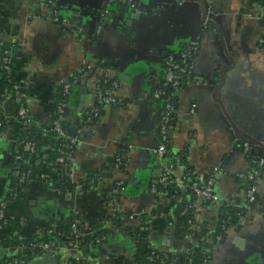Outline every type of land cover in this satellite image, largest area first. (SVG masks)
Instances as JSON below:
<instances>
[{
    "label": "crops",
    "instance_id": "1",
    "mask_svg": "<svg viewBox=\"0 0 264 264\" xmlns=\"http://www.w3.org/2000/svg\"><path fill=\"white\" fill-rule=\"evenodd\" d=\"M43 1L0 0V39L12 46L9 69H0V82L8 76L27 83L28 94L15 92L14 97L30 119L47 125L55 83L69 81L84 63H96L117 80L118 103L103 107L72 149L65 172L60 173L69 200L45 187L46 167L39 161L25 185L14 191L9 214L24 221L26 232L64 224L67 210L91 223L102 222L113 214L110 190L115 180H121L119 212L144 211L146 216L136 217V232L118 233L104 243L76 250L45 252L26 264H67L66 258L82 264H131L138 250L137 235L143 236L146 247L175 260L188 245L187 227L177 207L189 195L171 196L169 188L155 206L150 191L168 161L152 152L160 139L163 101L153 92L163 87V58L175 53L186 66L185 84L176 94L167 132L172 157L178 161L184 157L200 179L218 169L215 190L220 200L241 201L235 177L248 164L234 139L264 141V50L255 46V39L264 35V19L245 16L259 14V0H131L140 17H132L127 5H114L100 30L97 20L105 0H55L61 17L74 16L66 25L53 19L54 9L39 7ZM204 6L212 11L210 27L203 25ZM196 37L198 49L184 62L180 52ZM3 60L0 50V65ZM8 96L0 85V100ZM93 103L94 84L81 82L74 104L62 117V128L73 135ZM21 132L13 125L7 131L9 140L0 141V199L17 171L11 166L13 141ZM256 152L264 154L261 148ZM118 161L123 165L115 170ZM176 166L175 173L181 175L182 167ZM256 196L258 207L242 214L239 225L229 229L213 248L210 264H264V178L257 182ZM221 206L199 203V227L216 225ZM12 233L0 241V262L17 253ZM201 238H207L206 232Z\"/></svg>",
    "mask_w": 264,
    "mask_h": 264
},
{
    "label": "built area",
    "instance_id": "2",
    "mask_svg": "<svg viewBox=\"0 0 264 264\" xmlns=\"http://www.w3.org/2000/svg\"><path fill=\"white\" fill-rule=\"evenodd\" d=\"M55 0H44L40 3L39 7L41 6H49L50 8L54 9V17L53 19L60 23L65 24L66 18H59L57 11L55 10ZM114 5H127L131 8L134 7V3L131 0H105L104 1V8L100 13V16L97 20V30H100L102 26L105 24L107 20V15L109 10ZM258 15H253L251 13H246L245 16L252 19H264V0L263 3L260 1L257 6ZM138 11V10H137ZM263 14V16H262ZM214 21L212 11L209 7L204 6L203 8V25L210 27L211 23ZM199 38H194L190 40L189 43L182 48L180 52V57L184 58V62L189 60L193 54L198 49ZM255 46L257 49L264 50V35L259 36L255 39ZM0 50L4 55V60L0 65L1 71L7 72L9 69L10 63V51L12 50V46L5 44L3 40L0 39ZM175 53H168L163 58V68H164V75H163V83L162 88H158L153 92V96L155 98L161 99L163 101V106L160 111V119H159V143L156 147L152 149V152L156 155L158 159H168L167 164H164L162 170L160 172V176L157 182L150 188L151 193L155 197V201L153 205L157 206V204L161 203L165 196L168 193V188H173L177 190H183L186 186L192 191L193 195L195 196V200L191 204L193 210L191 211V216L186 220L187 223V239L188 245L184 252V254H188L191 252L193 245H197L199 240L195 236V232L198 230L199 224L196 221L197 211L199 210V203L202 201H207L209 203H221L225 207L233 208L234 210L244 214L245 212L252 210L258 204V198L256 196V185L257 182L260 180V171L264 169V154H260L256 152V149H263L264 150V141H257L251 142L245 139H234V143L239 145L241 152L243 155H250L253 158L252 163H254L257 167V170L253 169L252 167L247 166V168L236 175V179L240 182V193L242 195L241 201H237L235 199H226L225 201H221L219 195L215 190V175L218 169H214L212 172L209 173L206 179H200L196 177L192 172L186 171L187 163L182 164L172 157V153L169 151L168 148V127L171 120L174 117V110H175V101H176V94L181 89L180 83L181 80L185 77L186 73V66L180 63L176 59ZM186 78V77H185ZM77 82H92L94 84V103L91 108L88 109L83 118L80 120L76 129H74V134H68L65 129L62 128V117L68 108V105L63 101L55 102V92L56 88L62 85L63 93L67 94L69 92V87L71 84H75ZM27 83H25L24 87H27ZM16 93H20L19 85L13 86ZM118 88L117 80L110 77L106 69L96 63H84L78 69V71L70 77V80L66 83H55L52 88V98L50 102V121L48 123L47 128H43V132L53 134L48 139L47 145L44 146V149H57L63 156H60L55 159L58 163H64L65 166L68 165L69 161L71 160L72 149L74 146L80 141L81 136L84 132V129L93 122L94 118L98 116L101 109L107 105L117 104L118 97L116 96L115 91ZM4 111V101L3 99L0 100V113ZM18 116L23 119L24 123L20 126L22 131L27 128L29 123L31 122L30 117H27L25 108L21 107L18 111ZM1 125V122H0ZM7 141L9 140L7 131L0 130V141ZM11 142V140H10ZM27 151L32 155L36 154L35 150V143L25 141L22 136L18 139L13 141V159L18 161L21 165L23 164L24 167H27L26 170L23 171H16L15 176L19 177L20 182H24L28 179L32 172V168L35 164L39 161H43L44 166L46 167V173L43 174V182L46 188L61 194L63 199L69 200V193L66 187L64 189L61 188H54L52 187L51 183L46 180L49 174H54L56 177L60 178V173H56L55 168L51 169L49 166L48 161L46 160V156L40 155L39 159L32 165L29 160L24 159L22 152ZM182 167V174L177 175L176 172V165ZM123 164L121 162H117L114 165V169L118 170ZM189 166V165H188ZM194 175V176H193ZM238 185V184H237ZM122 190V181L115 180L113 186L110 190V198L109 203L113 207V214L116 212L119 213V220H121V225L124 226L128 219L135 218L138 214H145L144 211H138V213L132 212L129 214H121L119 212V194ZM10 191V189L5 188L3 197L1 198L0 203V232L9 230L12 231V237H17L20 235L21 231L25 233H21L25 235L27 238H36L38 235L41 234L40 229H36L31 232H26L25 227L26 224L23 223V228L20 230H14L13 227L8 224V218L14 219L12 215L8 214L6 211V206L12 201L13 195L9 198H5V192ZM74 219L71 224V234L72 237L69 239L61 238L55 230L49 229L47 233L51 235V239L48 242L43 241H35L31 248H27L25 245H16L17 253L26 257V259H17L11 258L6 261L0 262V264H26L28 261V257H34L36 255H40L45 252H56V251H70L76 250L80 246L79 238L82 236L91 235L93 230L91 228V222L86 219H83L75 210L71 211ZM184 212H181L184 215ZM116 215V214H115ZM241 219V218H240ZM240 219L235 226H229L224 228L222 233L215 237H211L209 235L210 232H213L215 229V225H205V230L207 234V238L204 239V242L210 243L211 247L207 249V257L203 260L202 264H210L214 255L213 248L217 247L224 239L225 235L229 231L230 228H236L239 223ZM112 222L110 219H105L102 222L103 227H110L113 233L116 235L121 231L122 227L111 226ZM12 228V229H11ZM134 237V236H133ZM135 242L137 245V239L139 236H135ZM105 239L104 237L96 238L94 241L99 243L101 240ZM4 240V239H2ZM1 241V239H0ZM147 251H150L151 254L155 253V249L151 247H146ZM16 253V254H17ZM138 254V250L134 255ZM135 257H133L134 259ZM69 259H74V264H82V260L76 258H66L65 262L69 264ZM148 260H151L150 257ZM131 264H143V263H136L132 260ZM147 264V263H146ZM165 264H177L175 260H170Z\"/></svg>",
    "mask_w": 264,
    "mask_h": 264
},
{
    "label": "trees",
    "instance_id": "3",
    "mask_svg": "<svg viewBox=\"0 0 264 264\" xmlns=\"http://www.w3.org/2000/svg\"><path fill=\"white\" fill-rule=\"evenodd\" d=\"M263 3V0H259V2ZM185 84V77L183 80H181L180 87L182 88ZM1 88L4 92H6L7 95H9L7 98L3 99L4 101V111L3 113H0V130L1 131H8L10 127H13V125H19L21 126L24 123V118L21 119L18 116V111L21 107L25 108V106L17 101L14 97L15 89L14 85H19V90L18 92L22 94H28L29 92V85L27 87L25 86L24 82H16L14 81L11 77L4 76L2 78V81L0 82ZM81 85V82H77L75 84H71L69 87V92L67 94L63 93L62 91V85L58 86L56 88V92L54 95L55 102L58 101H63L65 102L68 106H71L74 104L76 100V95H77V90L79 89V86ZM68 108L66 109L67 112ZM26 115L27 117H30L29 113L26 110ZM53 119V117H51ZM31 122L27 126L26 129H24L21 132V136L25 141L29 142H34L35 143V150L36 154L32 155L27 151H23L22 155L24 159L29 160V162L33 165L37 159H39L40 155L46 156V160L49 163V166L51 169L55 170L56 173H64L65 172V165L64 163H58L55 161L56 158L63 156L62 153H60L57 149H44V146L47 145L48 139L50 136H53V134H47L43 132V128H47V125H42L38 123L35 119L31 118ZM13 152V151H12ZM247 164L249 167H252L253 169L257 170V167L254 163H252L253 158L250 155H245ZM179 162L182 164H186L184 157H179ZM13 168L16 167L17 171H23L26 170L27 167H24V165L20 164L18 161H15L12 157V165ZM186 171L192 172L191 168L187 165ZM55 174V173H54ZM54 174H49V176L46 178L48 182L51 183L52 187L54 188H65L64 182L59 178L56 177ZM260 179L264 178V169L260 171ZM194 176V175H193ZM19 177L14 176V178L11 180L9 183L10 186L7 188L10 189V191L5 192L4 197L9 198L13 195L14 191L17 190L20 187H23L25 184L24 182H20ZM169 190V188H168ZM171 196H184V194L189 195V200L183 201L178 205L177 210L178 212H184L182 223L185 227H187L186 220L191 216V211L193 208L191 207V204L195 200V196L193 195L192 191L189 189L188 186L185 187L184 191L183 190H177L173 189L172 193L169 192ZM183 194V195H182ZM179 197V198H180ZM116 214V215H115ZM114 216H108L105 219H110L112 222L111 226H116V227H122L123 229L125 226L121 225V220H119V213L116 212ZM63 215L66 217V222L62 225H43L39 227L41 230V234L38 235L36 238H27L25 235H19L17 237H13L11 240L12 242L16 243V245H25L27 248L32 249L31 245L36 241H43V242H48L51 239V235L47 233L49 229L55 230L61 238L64 239H69L72 237L71 234V224L74 219L73 215L71 214L70 211H66L63 213ZM242 216V213L234 210L233 208L221 206L219 210V216H218V221L215 225V229L213 232H210L209 235L211 237H215L219 235V233H222L224 231V228L229 227V226H235L237 225V222L239 221L240 217ZM103 220V221H104ZM102 221V222H103ZM8 224H10L14 230H19L23 228V223L20 220L16 219H9L8 218ZM102 222H92L91 228L93 230L91 235L87 236H82L79 238V246L83 245H98L101 243H104L108 241L109 239L114 238L116 235L113 233L110 227H103ZM206 232L205 230V224H201L200 227H198V230L195 232L196 238L199 240V243L197 245L191 246V252L188 254H181L179 255L176 259L175 262L177 264H202L203 260L207 257V249L211 247L210 243L204 242L201 238V233L204 234ZM105 239L101 240L99 243L95 242L94 240L96 238H101L104 237ZM10 239V232L9 230L7 231H2L0 232V239ZM137 249L139 250L137 255H134V261L136 263H143V264H165L170 261V259L163 254L161 251H155V253L151 254L150 251H147V248L145 243H144V238L143 236H140L137 239ZM17 258V259H26V257L20 255V254H15L10 256L9 258L5 259L9 260L11 258ZM150 257L151 260H148ZM32 257H28V260ZM69 264H74L75 260L74 259H69Z\"/></svg>",
    "mask_w": 264,
    "mask_h": 264
},
{
    "label": "rangeland",
    "instance_id": "4",
    "mask_svg": "<svg viewBox=\"0 0 264 264\" xmlns=\"http://www.w3.org/2000/svg\"><path fill=\"white\" fill-rule=\"evenodd\" d=\"M15 193H16V191H15ZM13 199H14V196H13L12 200ZM0 203H1V199H0ZM10 203L6 206V211H7L8 214L10 213V211H8ZM135 213H138V211H136ZM144 216H146V214H138L136 217L139 218V217H144ZM136 217L135 218L133 217L131 219H128L127 222H126V224L124 225L125 228L124 229L122 228L119 233H128V232L129 233H132L134 231L136 232L137 231V228H138V225H135V222L138 221V218L136 219ZM20 220L23 221L22 219H20Z\"/></svg>",
    "mask_w": 264,
    "mask_h": 264
},
{
    "label": "water",
    "instance_id": "5",
    "mask_svg": "<svg viewBox=\"0 0 264 264\" xmlns=\"http://www.w3.org/2000/svg\"><path fill=\"white\" fill-rule=\"evenodd\" d=\"M136 6H137V4L136 3H134V7L131 9V11H132V13H133V15H132V17H140L141 15H140V13L138 12H135V9H136ZM126 9V8H125ZM100 15V14H99ZM99 15H98V17H99ZM58 16H59V18H63V17H61L59 14H58ZM74 16H71V20H69V19H66V24H68V23H70L74 18H73ZM69 20V21H68ZM65 24V25H66ZM186 61H188V60H186ZM67 82V81H66Z\"/></svg>",
    "mask_w": 264,
    "mask_h": 264
}]
</instances>
